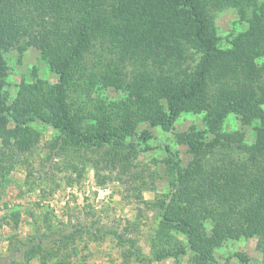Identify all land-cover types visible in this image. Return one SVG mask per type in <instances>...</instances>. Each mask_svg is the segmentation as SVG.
Returning <instances> with one entry per match:
<instances>
[{
    "label": "trees",
    "instance_id": "trees-1",
    "mask_svg": "<svg viewBox=\"0 0 264 264\" xmlns=\"http://www.w3.org/2000/svg\"><path fill=\"white\" fill-rule=\"evenodd\" d=\"M227 7L236 9L244 29L224 40L214 12ZM36 37L56 80L40 77L34 66L10 99L6 52H23ZM147 77L152 87H145ZM263 104L264 0H0V197L17 156L40 142L41 124L54 129L48 145L53 155L82 156L73 168L81 175L92 164L99 176L105 165L128 171L149 151V128L170 131L182 113L204 112L206 129L192 125L176 134L192 156L186 164L165 146L173 156L168 191L153 200L140 196L158 218L150 255L137 237L104 232L135 261L173 258L183 264L188 254V264H222L217 251L229 240L258 237L264 264ZM230 114L254 124L251 145L243 131L223 130ZM142 124L148 128L139 131ZM236 151L246 156L234 157ZM50 213H31L36 233L11 237L18 241L12 261L39 257L42 264L48 258L69 264L68 244L86 228L57 227ZM9 215L17 229L20 212ZM130 229H139L138 222ZM234 255L251 262L244 252ZM224 264H231L229 258Z\"/></svg>",
    "mask_w": 264,
    "mask_h": 264
},
{
    "label": "rangeland",
    "instance_id": "rangeland-1",
    "mask_svg": "<svg viewBox=\"0 0 264 264\" xmlns=\"http://www.w3.org/2000/svg\"><path fill=\"white\" fill-rule=\"evenodd\" d=\"M214 15L218 32L224 40L232 33L244 29V25L238 23V13L234 8L218 9ZM6 56L10 68L5 89L10 99L16 96L17 84L22 77L31 78L34 66L38 68L40 77L52 82L56 80L55 74L41 58L38 37L27 50L19 52L14 47L6 52ZM145 81V87H152L150 77ZM151 89L156 94V87ZM107 94L114 98L122 96L115 91H108ZM262 107L264 108V104ZM192 125L198 129H206L204 112L182 113L170 131L160 127L149 128L152 132V138L148 140L152 147L149 151L141 152L134 165L125 172H121L120 165L106 167L102 163L104 168L100 170L99 176L92 164L81 175L73 168L74 165L81 166L79 160L82 156L73 153L53 155L54 151L48 145L55 134L54 129L39 125L43 131L40 142L31 152L17 156L18 162L8 175L5 191L0 197V264H42L39 257L25 263L16 258L14 262L9 254L15 253L14 247L18 245L17 240H11L12 236L25 238L36 233L31 213L39 217L45 211L51 212L52 222L57 227L67 229L76 224L86 228L74 242L68 244V252L71 253L69 264L77 260L86 264H174L173 258L151 262L135 261L125 255L128 252L126 246L120 245L113 235L104 236V232L116 229L124 236L137 237L143 252L150 255V238L158 224V218L154 210L146 209L140 202V196L141 199L153 200L168 191L166 168L173 161L171 151H179L184 164L192 157L185 145L176 142V134ZM145 127L148 128L147 125H140L139 131ZM222 127L226 131H243L249 145L255 140L254 124H244L240 115L230 114ZM166 145L170 147V152L165 150ZM232 154L234 157L246 156L239 154V151ZM89 156L96 157L97 154ZM218 159L216 157L213 160ZM101 176L104 177L103 184L99 183ZM12 211H19L21 214L17 229L12 227L14 224L9 215ZM137 222L139 229H130V224ZM92 227L94 229L89 230ZM258 241V237L229 240L218 249L217 258L222 264L227 258L231 264H245L234 255L239 251L249 255L250 264H260L263 254L257 248ZM50 245L53 246L54 243ZM182 262L189 263L188 254L182 258ZM47 264H56V258H48Z\"/></svg>",
    "mask_w": 264,
    "mask_h": 264
}]
</instances>
